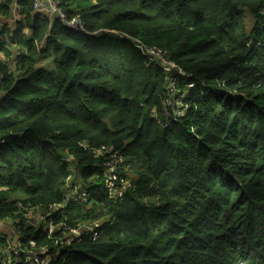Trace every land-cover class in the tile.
Returning a JSON list of instances; mask_svg holds the SVG:
<instances>
[{"label": "trees", "instance_id": "trees-1", "mask_svg": "<svg viewBox=\"0 0 264 264\" xmlns=\"http://www.w3.org/2000/svg\"><path fill=\"white\" fill-rule=\"evenodd\" d=\"M34 1L0 24V55L20 52L15 70L0 61V223L48 264H264V0H53L86 32ZM13 6L0 0V18ZM124 35H165L153 47L200 84L166 128L170 74ZM115 153L145 167L118 201L104 187ZM57 205L55 225L95 235L68 244L29 224Z\"/></svg>", "mask_w": 264, "mask_h": 264}, {"label": "built area", "instance_id": "built-area-1", "mask_svg": "<svg viewBox=\"0 0 264 264\" xmlns=\"http://www.w3.org/2000/svg\"><path fill=\"white\" fill-rule=\"evenodd\" d=\"M33 8L37 13L49 11L50 13L57 14L64 26L71 31H87L85 23L77 18L69 19L66 13L59 8L58 2L56 3L52 0V7L50 10H48L42 6L40 0H35ZM125 38L132 39V37L124 35L122 39ZM135 40L136 39L133 38L135 46L140 50L142 55L148 59L149 62L156 64L157 60H160L163 63V65H161L162 70L165 73L170 74V78L166 83V98L163 103L165 112L164 116H166L167 119L162 121L160 114L156 111H153L156 119H158L159 122L162 121L163 126L166 128L171 125V117L178 121L184 116L187 106L186 102L191 97V92H189V90H194L200 84L198 82L188 83L186 79L189 78V76L185 74L179 65L170 60L168 53L158 47H149L137 43L136 41L138 40ZM13 64H15L14 67H16L17 63L15 61ZM168 68L172 71L167 72L166 69ZM197 97L198 96L194 95V98ZM169 111H171L170 114L168 113ZM107 150H109L111 153L113 152L111 149L103 148L102 150L98 151V154H103V151L106 152ZM124 160L125 159L120 155V153H115L105 165L106 171L104 174V187L108 197L112 201H117V198L124 196L130 188L127 181V171L125 170L126 165H123L122 163ZM74 188L76 191L73 193V195H77L76 201L87 202L89 200L87 192L82 187ZM62 207L63 205H57L51 209H37L32 211V218L29 221V224L32 226L35 224L34 214L38 213V217L40 218L39 221H42V223L39 227H34L41 228L43 232L49 234L62 230L64 233H66V235L62 237L61 240L68 244L75 240L80 241L83 236L88 235L89 233L95 235V229L93 227H82V229H70L65 227L63 229L64 225H55L53 222V216L55 213H57V211H60ZM8 221H6V227L13 229L12 237L4 235V232L2 231L3 222L0 223V239L6 240L8 243L6 248V257L4 259L5 263L12 264V261L14 260L16 264H48L53 260V257L48 254L46 248L39 250L36 248L37 243L35 240H31L29 242L30 248L23 244L21 227L16 226L13 221H10L11 223H7ZM69 230L70 233L67 234Z\"/></svg>", "mask_w": 264, "mask_h": 264}, {"label": "rangeland", "instance_id": "rangeland-1", "mask_svg": "<svg viewBox=\"0 0 264 264\" xmlns=\"http://www.w3.org/2000/svg\"><path fill=\"white\" fill-rule=\"evenodd\" d=\"M128 35V34H127ZM163 36V35H162ZM171 36H173V33L171 34ZM132 37V36H131ZM193 37H194V39H195V41L196 42H200V37L198 36V35H196V34H194L193 35ZM134 38V37H133ZM133 38L132 39H127V38H125V39H122L121 38V40L122 41H126L125 43H127V44H129L130 46H134L135 48H137L136 46H135V43H134V41H133ZM134 39H136V40H138V41H136L137 43H140V44H143V45H145V46H151V47H153V46H158V45H160V43H162V42H165L166 41V36L164 35L163 36V40L164 41H162V42H156V41H153L152 40V37L151 36H145V38H143V39H138V38H134ZM120 40V41H121ZM138 49V48H137ZM164 49V48H163ZM138 51H140L139 49H138ZM141 53V52H140ZM142 54V53H141ZM3 55H0V59H2L1 57H2ZM143 57H144V55H142ZM145 58V57H144ZM169 58H170V60H172L171 59V57L169 56ZM145 61L147 62V64L148 65H152V64H154V63H151V62H149L148 61V59H146L145 58ZM173 61V60H172ZM174 62V61H173ZM176 63V62H175ZM178 65V64H177ZM167 70V72H170V71H172L171 69H166ZM123 165H126V168H125V170L129 173V176H136V172H140V171H144V164H142V163H139V162H136V161H132V160H124L123 162ZM1 191V190H0ZM118 201V200H117ZM39 214L38 213H35L34 214V220H35V224L33 225V226H36V227H39L40 225H41V223H42V221H39ZM7 223H11L10 221H8ZM97 238H98V236H97Z\"/></svg>", "mask_w": 264, "mask_h": 264}, {"label": "crops", "instance_id": "crops-1", "mask_svg": "<svg viewBox=\"0 0 264 264\" xmlns=\"http://www.w3.org/2000/svg\"><path fill=\"white\" fill-rule=\"evenodd\" d=\"M40 2H41L42 6L44 8H46L48 10L51 9V7H52V0H40ZM18 3H19V0L18 1L14 0V6H13V12H12V14L10 15L9 18H5V21L4 22H0V24L1 23H6V24H9L11 26L13 23H15L17 21V15H18V10H19ZM43 13L48 14L51 19H60L57 14L50 13L49 11H46V12H43ZM74 18L79 19L78 17H74ZM3 19L4 18H0V20H3ZM79 20L82 21L81 19H79ZM69 31H71V30H69ZM71 32H75V31H71ZM79 32H83V31H79ZM19 54H20V52H16L11 59H8L6 56L3 55L1 57L2 59H0V61L6 63V66H8L7 68H9L11 70H15V67H14L15 64H13V62L15 61L17 63L16 66L18 65L17 57L19 56ZM2 77H3V75L0 72V84H1ZM0 97H1V94H0ZM2 227H3L2 228V231L4 233H11L12 234L13 229L6 227V221L3 222Z\"/></svg>", "mask_w": 264, "mask_h": 264}, {"label": "water", "instance_id": "water-1", "mask_svg": "<svg viewBox=\"0 0 264 264\" xmlns=\"http://www.w3.org/2000/svg\"><path fill=\"white\" fill-rule=\"evenodd\" d=\"M5 21V19H3V20H0V22H4Z\"/></svg>", "mask_w": 264, "mask_h": 264}]
</instances>
